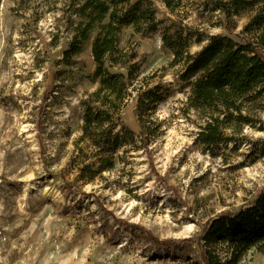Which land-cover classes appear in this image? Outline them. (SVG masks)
I'll return each instance as SVG.
<instances>
[{
    "label": "rangeland",
    "instance_id": "374dc122",
    "mask_svg": "<svg viewBox=\"0 0 264 264\" xmlns=\"http://www.w3.org/2000/svg\"><path fill=\"white\" fill-rule=\"evenodd\" d=\"M68 2L0 0V264L197 260L187 240L264 188V110L236 144L203 150L196 116L182 114L188 88L180 66H169L160 30L122 27L119 44L135 54L139 75L156 71L170 93L153 110L159 129L147 150L126 153L93 182L76 181L66 164L81 132V99L96 83L91 39L62 58L72 32ZM154 7L159 18L168 15L160 0ZM182 8L184 22L204 32L234 35L248 19L228 31L207 0H183ZM201 44L193 41L191 51ZM122 118L139 129L133 99ZM238 264H264V255L251 249Z\"/></svg>",
    "mask_w": 264,
    "mask_h": 264
},
{
    "label": "trees",
    "instance_id": "16d2710c",
    "mask_svg": "<svg viewBox=\"0 0 264 264\" xmlns=\"http://www.w3.org/2000/svg\"><path fill=\"white\" fill-rule=\"evenodd\" d=\"M160 1L168 10L164 18L157 16L154 0L68 2L72 32L62 58L68 60L91 39L89 78L96 83L81 99V132L66 164L76 181L93 182L126 153L147 150L159 129L153 110L170 93L156 80V71L139 75L135 54L119 44L122 27L138 33L160 30L162 45L172 54L169 66H180L178 77L188 88L182 114L196 116L195 140L203 150L214 153L220 143L236 144V135L264 110V0H207L228 31L247 15L234 35L204 32L184 22L183 0ZM193 41L203 44L192 52ZM130 99L137 131L122 118ZM187 241L196 246L197 260L186 264H238L251 249L264 255V188L237 209L209 218Z\"/></svg>",
    "mask_w": 264,
    "mask_h": 264
}]
</instances>
